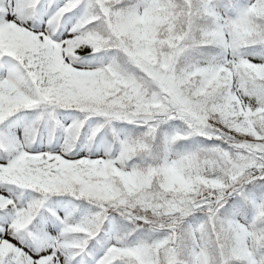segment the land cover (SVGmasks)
Masks as SVG:
<instances>
[{
  "label": "snow or ice",
  "instance_id": "1",
  "mask_svg": "<svg viewBox=\"0 0 264 264\" xmlns=\"http://www.w3.org/2000/svg\"><path fill=\"white\" fill-rule=\"evenodd\" d=\"M0 264H264V0H0Z\"/></svg>",
  "mask_w": 264,
  "mask_h": 264
}]
</instances>
